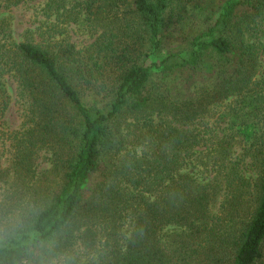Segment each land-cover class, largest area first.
Instances as JSON below:
<instances>
[{
    "label": "trees",
    "instance_id": "1",
    "mask_svg": "<svg viewBox=\"0 0 264 264\" xmlns=\"http://www.w3.org/2000/svg\"><path fill=\"white\" fill-rule=\"evenodd\" d=\"M26 1L0 0V126L8 79L26 118L0 264H264V0H221L183 44L176 0L88 1L84 48L18 41L4 11Z\"/></svg>",
    "mask_w": 264,
    "mask_h": 264
},
{
    "label": "rangeland",
    "instance_id": "2",
    "mask_svg": "<svg viewBox=\"0 0 264 264\" xmlns=\"http://www.w3.org/2000/svg\"><path fill=\"white\" fill-rule=\"evenodd\" d=\"M94 0H29L18 6L5 10L13 17L14 35L18 41L29 38V34L34 35L36 42L49 43L54 40L70 39L79 48L91 45L99 36L104 33V29L93 23L92 16H89L86 3ZM179 0L173 4L174 14L170 19V29L177 30V37L181 43H185L192 35L198 34L210 25L213 14L220 7L221 0ZM99 4L94 5L92 10L97 13ZM110 17L104 14V20ZM183 38H185L183 40ZM264 41V35L261 37ZM179 41V43H180ZM180 43V44H181ZM166 55V54H165ZM261 71L264 73V60ZM8 86L13 101L7 110L0 126V154L4 168L11 166L14 155L15 133L23 131L25 118V105L17 96V87L12 79H8ZM224 107H219L214 115L212 123L218 118L220 120L217 137L223 136L222 128L225 124ZM32 126V124H29ZM250 133H248L249 135ZM247 136H245L246 138ZM205 151V148H203ZM243 147L233 150L234 153H243ZM51 152H43L37 162L38 172L42 173L49 168V162L45 159ZM216 212V210H215Z\"/></svg>",
    "mask_w": 264,
    "mask_h": 264
}]
</instances>
